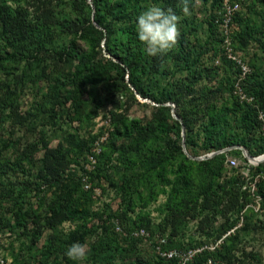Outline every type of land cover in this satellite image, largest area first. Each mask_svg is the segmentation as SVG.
Masks as SVG:
<instances>
[{"label":"trees","instance_id":"obj_1","mask_svg":"<svg viewBox=\"0 0 264 264\" xmlns=\"http://www.w3.org/2000/svg\"><path fill=\"white\" fill-rule=\"evenodd\" d=\"M239 1L246 11L235 15L232 47L248 53L257 43L264 53V0ZM203 3L211 7L206 38L193 20H180L177 46L152 57L138 39L136 18L152 4L181 17L180 0H0V73L9 72L0 82V120L11 121L12 136L16 129L33 136L25 145L23 138L4 140V149L14 153L0 161V170L20 173L25 181L3 182L0 172V228L22 230L34 248L45 237L42 264L73 263L65 251L77 242L89 245L85 264H180L161 254L217 241L214 251L187 264H263L242 242L264 235V163L248 165L245 176L248 160L241 150L203 161L183 150L185 126L193 157L231 146L264 155V63L249 61L252 71L242 77L216 22L221 0ZM30 84L39 92L22 111L21 94ZM238 84L252 102L241 99ZM137 94L151 102L142 103ZM136 105L149 107L150 114L133 117ZM102 112L106 125L93 133ZM105 134L97 163L87 170ZM231 158L240 165L231 167ZM110 194L115 208L105 199ZM67 226L72 228L65 232ZM141 229L149 237L136 236ZM144 246L156 256H144ZM27 261L24 252L14 258L15 264Z\"/></svg>","mask_w":264,"mask_h":264},{"label":"rangeland","instance_id":"obj_2","mask_svg":"<svg viewBox=\"0 0 264 264\" xmlns=\"http://www.w3.org/2000/svg\"><path fill=\"white\" fill-rule=\"evenodd\" d=\"M191 2H194V4H192L193 6H191V4H190V13L186 15L182 12L181 20H184L186 18H189L191 21L193 20V23L191 22V26L198 28L196 33L199 36H201L203 39H205L207 36V24L205 23V21H206V18H210V14H209L211 11L210 4H208L206 6L203 3V0H191ZM243 8H244V11H246V8L245 7H243ZM181 9H182V7H181ZM236 51H237V54H239L241 56V58L243 59V61L246 62L247 64H249V61L256 62L258 65H260L261 63H264V53H262V49L257 43H253V45L250 47L248 53L240 50L239 48L236 49ZM216 61L218 62V59H215V61H213V63L217 65ZM263 70H264V67H263ZM8 74H9L8 70L2 71L0 73V82L2 80H4ZM221 76H223V75H221ZM23 92L24 93L21 94L20 102L22 103V111H27L29 108H31V105L34 102L35 93L39 92V90L38 89L35 90L34 87L30 84L29 86H27L25 88V90ZM138 98L140 99V101L142 103H145V102L150 103L151 102L149 100H145V99H142L140 97H138ZM111 108H112V106H109L108 109H111ZM129 113L133 117L144 118L150 114V108L145 107V106L136 105L130 109ZM103 116H104V112H102V114L97 118V126L92 130V132L94 131L93 133L98 132V129H100L101 127L106 125V122H104V120H103V118H104ZM12 131H13V126L11 124V121L7 117H4L3 119H1L0 120V161L5 162L9 158V156H13V153H14L13 150H11V149H9V150L4 149V145H3L5 143L4 140L15 141V139L23 138L21 141V143L23 145L27 144L29 140H33V136L31 134H28V136L25 135L26 130L16 129L17 133L14 136H12V134H11ZM49 134L52 135V131L49 130ZM58 142H59L58 140L54 141L53 146L55 148H57L59 146ZM41 156H42V153H40L38 155L39 158ZM203 156H207V155H203ZM203 156H201V157H203ZM237 161L240 163L239 159H237ZM248 165H253V164L248 161V164L244 165L245 168L243 169V172L245 174H249V168L247 167ZM86 167H87V165H86ZM0 168H1V166H0ZM0 172H2L3 176H4L3 182H6L8 179H20L21 181H25V177L18 175L20 173H17V172L10 173L11 171L9 172L6 167L3 168L2 170H0ZM245 189H246V187H245ZM250 189L254 191L253 184L251 185ZM105 199L108 201L113 200L112 203H113L114 208L116 206H118L116 200L114 199V194L106 195ZM5 206L6 207L9 206V204H6ZM0 208H1V206H0ZM0 211H1V209H0ZM4 212L12 220L13 215L9 214L8 213L9 211H7V210H5ZM152 217H153L155 222H157V223L159 222L158 214L156 212H154V211L152 212ZM261 219L264 220V216H262ZM141 220H143V222H145L146 217L143 216L141 218ZM245 221H246V218L244 217L241 224L239 225V227ZM194 227H195V224L193 223L191 225V229L193 230ZM71 228H72L71 226H67V227L63 228V230H65V232H68V230H70ZM142 230L146 233V238L149 237V232L146 229H142ZM44 243H45V237H43L40 240L38 246L36 248H34L31 244L30 237L22 234V230H20L18 228L14 230V229L10 228L9 226H5L3 228L2 227L0 228V258L6 259L7 264H15L14 258H15V256H17L18 253H21V252H24V254L27 255V257H28L27 264H42L41 262H43L44 260L41 256V250H42ZM218 245H220L219 241L212 242L207 247H209L208 250L214 251L216 249V247H218ZM242 247L246 248L245 250H247L248 253L253 252V251L258 253L262 257L263 264H264V235L263 236H257V237H250L248 239L243 240ZM142 251H143V255L146 257L150 258L152 256H156L154 254V252L146 246H144V248H142ZM173 251H176V250H173ZM181 253H185V252H181ZM64 264H76V262H73V263L72 262L71 263L65 262ZM116 264H125V263L119 262ZM218 264H224V263L218 260Z\"/></svg>","mask_w":264,"mask_h":264},{"label":"clouds","instance_id":"obj_3","mask_svg":"<svg viewBox=\"0 0 264 264\" xmlns=\"http://www.w3.org/2000/svg\"><path fill=\"white\" fill-rule=\"evenodd\" d=\"M182 12L190 13L189 0H180ZM181 17L172 8L165 10L158 4H152L136 18L138 39L145 45L148 55L156 57L174 49L181 35L179 24ZM90 249L86 243H73L65 255L76 264H85Z\"/></svg>","mask_w":264,"mask_h":264},{"label":"built area","instance_id":"obj_4","mask_svg":"<svg viewBox=\"0 0 264 264\" xmlns=\"http://www.w3.org/2000/svg\"><path fill=\"white\" fill-rule=\"evenodd\" d=\"M221 5H222V12H221V17L219 20H217V24L220 27V30H222V32L224 33L225 37H226V41H225V48H226V53L228 55V58L235 61L242 69V77H246L252 70L251 68L248 66V64H246L243 59L235 52L234 48L232 47V39H231V35L233 34L234 30H236V25L234 23V19H235V15L242 10L243 5L241 3V1L239 0H221ZM218 63V62H217ZM237 87L239 88V93H240V97L242 100L245 101H249L252 102L253 99L247 97L242 90L240 89L239 84L237 85ZM108 138V134H105L99 141L96 142L94 149H93V154H91L89 156V161L87 163V170H92L94 168V166L97 163L95 154H100L102 149H101V145L102 143H104ZM229 165L231 167H238L240 165V163L237 161L236 158H231L229 160ZM251 166V165H250ZM252 166H258V165H252ZM249 168V167H248ZM245 174V173H244ZM245 176H249V174H245ZM83 185L85 187V189L90 190L92 188V184L89 182L88 176H85L83 179ZM254 186V190H256V186L255 184ZM95 196L101 195V191L99 189H95ZM261 198H259L258 200V204H260L261 202ZM256 210H259V207H256ZM117 231H122L121 228L119 227V225L117 224ZM136 236H142L146 238V233L141 229L138 232H136L135 234ZM222 241H219V244H221ZM219 246V245H218ZM209 249V247H205L202 249H196V250H191L187 253H181L178 251H168V252H164L161 254V256L166 257L169 260H172L174 258H178L180 259V264H187V262L191 261L195 255H197L198 253H201L202 251ZM0 264H7L5 259L0 258ZM208 264H216L214 261H210Z\"/></svg>","mask_w":264,"mask_h":264},{"label":"water","instance_id":"obj_5","mask_svg":"<svg viewBox=\"0 0 264 264\" xmlns=\"http://www.w3.org/2000/svg\"><path fill=\"white\" fill-rule=\"evenodd\" d=\"M95 25L98 27L97 23H95ZM138 97H140L139 94H137ZM141 98V97H140ZM147 100V99H146ZM167 106H171L172 107V113H173V117L176 119V120H179L182 124H183V120L176 114V111H175V105L173 104H166ZM183 150L185 152V154L192 160H198V161H203V160H207V159H210V158H213L214 156L218 155V154H222V153H226V152H230V151H233V150H241L242 151V154L243 156L249 161L251 162L252 164L254 165H260L261 163H264V155L263 156H259V157H254L252 156L249 151L242 147V146H231V147H228V148H225L221 151H218V152H213L207 156H203V157H193L192 155L189 154L188 150H187V146H186V129H185V126H183Z\"/></svg>","mask_w":264,"mask_h":264}]
</instances>
